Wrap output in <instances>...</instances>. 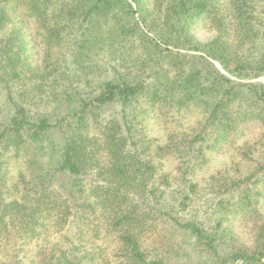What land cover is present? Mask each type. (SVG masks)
<instances>
[{"label": "trees", "instance_id": "1", "mask_svg": "<svg viewBox=\"0 0 264 264\" xmlns=\"http://www.w3.org/2000/svg\"><path fill=\"white\" fill-rule=\"evenodd\" d=\"M74 1L67 16L52 10L54 0H0V251L43 242L55 227L78 243L40 246L36 264H170L151 242L162 227L191 247L193 264H264V156L248 176L223 177L212 227L191 211L204 207L188 178L209 149L249 125L264 127V83L255 81L264 77V0ZM34 21L41 66L27 54L25 28ZM203 23L215 32L208 41L197 32ZM70 25L86 50L121 35L140 50L107 66L101 80L96 50L80 58L85 66L66 64ZM159 110L177 130L148 139L140 127ZM171 158L181 164L175 182L162 171ZM235 214L250 224L249 240L228 224ZM87 235L112 240L115 250L80 251Z\"/></svg>", "mask_w": 264, "mask_h": 264}, {"label": "rangeland", "instance_id": "2", "mask_svg": "<svg viewBox=\"0 0 264 264\" xmlns=\"http://www.w3.org/2000/svg\"><path fill=\"white\" fill-rule=\"evenodd\" d=\"M54 1L55 3L52 7V10H55L56 14L62 11L65 15L68 16V12L70 10L74 11V0ZM148 1L149 5H151L152 0ZM259 10H262V8H260ZM258 20L262 21L260 18H258ZM32 26L33 28L29 26L25 28L26 46L28 50L27 54L30 57L33 65L41 66L42 64H44L45 57L44 44H42L44 42L42 40V36L37 30L35 21ZM72 27L73 25H70V29H67L68 34L64 35V41L62 42V47L65 48V50H61L63 54L66 52L70 55L71 53V55L69 56L70 58L67 59L66 64H68L70 67H73V69H76L80 64H82V66H85L90 62H81L80 58L83 57V54H85L87 51L96 50L94 54L92 53V56L95 57L93 58L94 64L100 66L104 70V73L101 75V80L103 79L104 74H106L105 68L107 66H116L120 62H124L125 58H127L125 53H127V55L131 53L134 54L135 50H140L137 41L132 36L125 35H121L120 37H118L116 39V41L118 42L114 44L108 43V40L110 39L107 38V40L105 39V41L101 42L96 47L86 50L88 47L81 48L80 43L82 39H85L79 36V34L81 33L76 35L74 31L70 32ZM198 31L200 34V38H202L203 41H208L215 35V32L207 23H203L200 27H198L197 32ZM103 34L106 37L108 33L105 31ZM1 36L2 34H0V37ZM62 47L60 49H62ZM113 50H115L114 52L116 54V60L109 61L110 59H108L107 55L110 54ZM98 52L101 53L100 56H97ZM118 56H120L121 58L117 60ZM76 57L79 61L76 60ZM255 81L264 83V77L256 79ZM20 86L21 84L19 83L13 86L14 91L17 92ZM1 98L2 97L0 95V99ZM31 103H33V101ZM40 108L45 107L40 106ZM162 114L163 112L161 110H159V112L155 111L153 114H151V122L145 127H140L141 131L146 132L147 136L149 137L148 139L163 136L165 132H167V130H171L170 128L172 127V124L173 126L175 125L174 122L164 125ZM160 119H162V123ZM153 122H155V124H152ZM174 127H172V129L177 130V128ZM243 147L246 148V150L244 149V151L246 152L248 148L249 156L247 158H244L242 154H239V151ZM262 156H264V127H262L260 124L249 125L245 130L244 135L233 138L232 141L226 143L222 148H219L218 150L214 151L213 149H209L206 158L207 161L203 163L204 166H200V164H198L196 173L193 172L192 175L188 176L189 180H191L193 184L198 183V185L196 184L198 186V189L195 194L197 197V202L204 207L202 210L198 207H194L191 209V211L193 212L195 210L197 212L200 210L198 213L202 215L200 217V220H202V222H204L207 227L215 226L218 222V219H216V214H218L216 209L218 207V202L220 201L219 189H221V192L223 193L224 190L227 189V186L225 185V179L223 177L229 175L233 177L235 176L236 178L248 176L254 171V168L257 166L258 160H261ZM180 165L181 164H179L175 159L171 158L164 163L162 171L165 173H170L172 181L175 182V179L179 178L182 175L181 171L179 170ZM13 166V172L16 173L18 168H20L21 163L14 164ZM182 186H184V183ZM182 186L181 189H183ZM255 186L258 187V184H256ZM216 187H218V189ZM176 189L178 190L179 188ZM240 192L241 191H239V193H237L235 196H240L242 194ZM231 202V207H239L237 201ZM219 207L221 206L219 205ZM197 208L198 210H196ZM218 218L220 221V216ZM232 218V215L227 218L228 224H233L235 229L238 230L239 233H241L243 236H245L247 240H249L252 236L250 235V224H248L243 217H237L236 214L234 215V218ZM56 229L57 228L55 227L51 229V234H48V238L46 240H43V242H41L42 240H39L38 242H33L29 245L21 246V248H16L13 243L8 244V246H5V248L0 251V264H36L37 257L35 253L40 248V246L47 247L52 251L59 249L66 250L70 247H73L74 243H78L74 239V233L72 232V230L65 228V230H63L62 232H56ZM101 238L102 237L94 239L91 237V235L85 236V239L82 240L81 244L83 248L80 246V251L91 252L93 250V247L95 246L109 247V251L113 252L115 250L114 242L112 240L110 241V239H106V242H104L103 240H101ZM153 241H156V246L157 244L160 245L158 247V249H160L159 251H161L162 254L165 253V255L168 256L170 264H193L191 262L192 260L189 259V255L187 254L188 251L191 252V247H189L186 243L182 244L183 246L181 244H178L177 240H174V238L170 236V233H168L164 228L160 227L158 231L153 234L151 242ZM167 241H169L168 245H166ZM170 243L172 245H170ZM170 246H173V248L170 249Z\"/></svg>", "mask_w": 264, "mask_h": 264}]
</instances>
